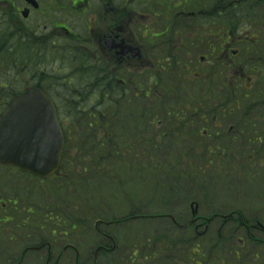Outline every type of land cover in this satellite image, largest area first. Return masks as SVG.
Listing matches in <instances>:
<instances>
[{"label":"flooded vegetation","instance_id":"flooded-vegetation-1","mask_svg":"<svg viewBox=\"0 0 264 264\" xmlns=\"http://www.w3.org/2000/svg\"><path fill=\"white\" fill-rule=\"evenodd\" d=\"M2 25L5 35L6 30L11 33L0 37L7 43L0 46V55L8 68L12 55L33 59L29 54H34L42 71L38 68L37 80H24L23 89L41 88L58 108L101 106L107 92L119 90H131L135 106L153 107L155 91L161 87L172 91L179 83L181 98L166 101L193 114L175 116L170 122H156L153 115L148 116L149 129L165 126L160 138H212L223 156L228 155L229 139L246 136L251 128L259 129L256 134L263 142L264 115L208 117L202 109L239 105V93H244L245 101L252 98L264 103V42L250 31L238 36L245 28L264 27V0H0ZM235 44L246 45L240 61L235 60L240 54ZM24 47L29 54H23ZM48 55L54 56L55 65L50 67L57 71L51 79ZM209 82L211 91L221 90L220 99H202ZM8 87L0 86V108L11 102L10 95L6 100ZM65 120L70 117L60 118L63 128ZM223 133L228 140L221 143ZM72 159L63 155L60 170L45 180L0 165V227L6 229L9 242H19L22 232L29 233V239L32 231L39 235L41 203L35 211L32 206L23 210L25 218L16 221L19 203H37L43 194L52 198L54 191L72 186ZM51 184L56 187L49 188ZM54 217L45 221L51 225L48 236L40 234L34 244L24 246L12 264H25L36 255L41 264H104V254L120 249L110 230L122 225L124 218L98 219L91 228L90 217H75L74 211L57 212ZM91 232L98 242L86 255L82 246Z\"/></svg>","mask_w":264,"mask_h":264},{"label":"trees","instance_id":"trees-1","mask_svg":"<svg viewBox=\"0 0 264 264\" xmlns=\"http://www.w3.org/2000/svg\"><path fill=\"white\" fill-rule=\"evenodd\" d=\"M210 86L211 83L205 87L209 88ZM182 90L179 83L178 87L172 91L164 90L161 87L155 93V98L158 101L154 106L153 117L165 119L168 116L187 117L193 114L186 107L166 103V99L181 98ZM106 95V102L101 106L68 107L69 110L66 108L59 109L60 115L73 117L75 126L72 129L71 139L68 140L67 147L81 150V152L75 153L81 158L76 164H80L86 158L93 159L92 162L83 163L88 167L91 185L115 180L117 167H126V170L131 168L130 171L132 172L140 170L134 168L135 163L139 166H146L150 163L154 168L155 176L160 177L163 174L168 178V180L163 178V183L154 187L155 192H162V195H165L169 201L178 202L180 200L178 203L183 207H186L187 203L195 202L199 208H203L208 204V194L215 192L213 189L225 175L231 177L234 182L247 186L256 181L257 171L219 170L216 163L227 162L224 160L229 158L211 153L210 146L205 139L193 140V146L191 145L192 141L188 140L163 139L162 142L168 147L169 155L166 152L159 153L155 149L161 147L159 145L160 139L152 138V132L148 130L149 121L147 118L150 115V106L147 104L134 106L131 90L107 92ZM212 96L214 98L215 94L209 91L207 98H212ZM217 98L219 97L217 96ZM224 108L228 109L227 106ZM202 114L206 115L207 111H203ZM238 115H264V103L260 101L251 102ZM248 124L253 125L254 122L248 121ZM257 132H259L258 128H251L248 140L257 149L256 152L260 153L254 157L258 163L264 158V138L262 137V142L260 136L256 134ZM177 143L185 149L187 146L193 147V150L196 145L200 144L203 147V154L188 156L174 154L176 150L174 147ZM142 157L146 159L144 162ZM235 158L231 156L230 159L234 160ZM242 159L246 160L247 158L242 156ZM77 160L75 161L78 162ZM262 175L264 176V173ZM225 191L228 192L229 189ZM89 202L85 205L89 206ZM151 204L147 206L149 207ZM105 208H107L106 202L100 198L99 205H92L89 211L94 218V216L105 214ZM213 208L207 214L201 215L202 226L199 228L190 225L188 228L180 230L176 229L170 222L169 225L174 233L147 239L149 253L147 257L144 252L140 254V257L146 262L145 264H172V262L180 264L178 262L182 260L180 253L184 254V259L188 264H264V257L260 254V252H264V241L255 236L253 229V226L258 223H264L263 210L259 209L249 214L242 206H235L226 212L221 208ZM142 209L141 206L136 210L133 208L132 213L141 214ZM151 212L155 211L152 209ZM231 214L232 216H230ZM174 216L181 223L187 221L181 215L174 214ZM246 226L249 227V230L246 229ZM182 234H188L187 238L183 239ZM185 251L188 253L185 254ZM116 252L118 250L114 253ZM114 253L104 254V260L107 264L114 263ZM176 254L177 256H175ZM136 260L137 256L132 258L131 255L129 264H134Z\"/></svg>","mask_w":264,"mask_h":264},{"label":"rangeland","instance_id":"rangeland-1","mask_svg":"<svg viewBox=\"0 0 264 264\" xmlns=\"http://www.w3.org/2000/svg\"><path fill=\"white\" fill-rule=\"evenodd\" d=\"M5 26L2 25L0 27V37L11 35L10 32L6 30ZM258 37L260 36L262 42H264V38H262V34H264V27L261 26H255L251 28H245L243 32L238 34V36L242 35L243 37L246 35ZM13 34V33H12ZM16 36V35H14ZM6 40L4 41V38H0V46L1 48L5 47ZM7 44V43H6ZM11 44L8 46L10 47ZM235 50L239 51V55L235 57V60L240 61L244 58V52L246 49V45L242 44H235L234 46ZM11 50H15V47L11 46ZM28 49L26 47L23 48V54H29ZM31 57L33 59L26 57V56H17L12 55L11 61L13 63H17V65H13L12 68H8L6 65V59L4 55H0V86H9V89H12L11 91L6 90V100L7 96L10 95V99L15 96L16 93L23 90L22 82L29 81L31 79L37 80L34 78L38 73L39 69L41 67H38V63L40 62L39 59H36L34 54L30 53ZM53 55H48V57H45L46 62H49V78L51 79L52 75L54 73H57V71H54L50 67V64L53 63L55 65V62L53 58ZM31 65H27L30 64ZM259 66L262 65V62L258 63ZM27 66L28 68H25ZM263 66V65H262ZM42 71V69H41ZM69 110L70 108L62 107ZM73 119V117H72ZM225 124H230L226 121H223ZM159 128V127H158ZM156 129L155 133L158 135ZM228 130V129H227ZM227 134V133H226ZM226 134H222V137L224 139L221 141V143L226 142L228 138H226ZM158 138V136H157ZM71 139V138H70ZM159 139V138H158ZM163 139H160L159 145L160 148H156L155 150L160 152H166L168 154L169 150H167L168 147L162 142ZM188 150H191L190 147L187 146V149L185 151V156L191 155L192 153L188 154ZM164 154V153H163ZM169 155V154H168ZM193 155H200L199 150L196 148V152ZM231 155L236 156L235 151H229L228 157ZM179 157V156H177ZM238 157V156H237ZM81 158H78V162L74 161V159L70 160L69 163L75 165V174L78 172L83 173L82 169L85 165L83 163L85 162H92V158H86L85 160H82L80 164L79 161ZM146 159L142 157V161L144 162ZM204 161V160H202ZM227 163H230V159L227 160ZM129 164V162H127ZM147 164V163H146ZM149 164V165H148ZM145 165H140L135 163L134 168H139V171H130L131 168H128L126 170V167H117L116 173L117 178L115 180L106 181L104 183H100L99 185H89L87 187L88 199L82 198V192L84 193V190L82 191L81 188L76 187L74 191V197L73 202H75V205L69 208V210H73L78 217L83 216H89L90 217V227H94V224L97 222L98 219H120L127 217L130 213H132V209L135 210L141 206L143 215H169V214H177L181 215L183 217L189 218L191 216V209H190V203H187L186 207L181 206L177 201L167 200L165 195H162V192H155L154 187L158 184L163 183V178L168 180L166 176L162 174V176L157 177L154 175V168L153 166L148 163ZM237 165L240 166V161L237 162ZM87 167V166H86ZM145 167L146 169H144ZM256 166H253V170L249 171H257L258 174L256 176V181L253 182V184L243 185L239 184V182H234V180L231 179V177H228L225 175L223 178L220 179L219 183H217V186L213 189L215 192H212L208 194V204L205 205L203 208H199V213L207 214L209 210L214 209L213 207L219 209L221 208L223 211H230L235 206H242L247 213L252 214L254 211H258L259 209H262L264 212V176L262 173H264V170L262 168L260 170L255 168ZM88 168V167H87ZM121 170H120V169ZM255 169V170H254ZM120 170V172H119ZM231 170V169H226ZM233 171V170H232ZM137 172V173H136ZM159 173H161L159 171ZM232 176V174H230ZM136 178V180H135ZM46 187V186H45ZM55 184L49 185V188H55ZM224 187V189H223ZM229 189V191H225ZM211 192V191H208ZM53 193V192H52ZM51 193V194H52ZM64 194V193H63ZM100 198L103 199L106 202L107 208L102 216H94L92 213H90V208L92 205H99ZM55 199L52 200L47 198L46 196H43L41 200H39L37 203L33 202H25L20 204L19 211L17 212V217L15 218L16 221H19L21 218H25V213H23V209L25 207H31V205L36 206L38 203H41L40 207L38 209L42 210L43 213L48 214L49 212L53 215L57 213V209L60 211V208L65 205L66 196H58ZM71 200V199H70ZM93 200V201H91ZM89 202V206H86L85 204ZM152 203L149 207L148 204ZM29 204V205H28ZM73 205V203H71ZM23 207V208H21ZM154 210L155 212H151V210ZM25 210V209H24ZM151 212V213H150ZM103 213V212H102ZM20 214V215H19ZM2 215V210L0 209V216ZM36 217V216H34ZM38 221V220H36ZM108 230V229H107ZM113 231V232H112ZM31 239L28 238L29 233L22 232V237H18L17 240L19 242L11 243L6 239V229H3V227H0V264H12L14 261L17 260V255L20 254L21 250L24 246L34 244V241L37 237L40 236V232L32 231L31 232ZM171 233H174V231L171 229L169 225L168 219H156V220H135L134 222H129L127 224L117 226L113 228V230H110V234L113 235L115 240L117 241L118 246L120 247V251L113 254V261L115 264H129V258L132 255L133 252L137 254V260L134 264H145L146 262L140 257L141 252H144V254L148 255L149 251L147 247H149V243H147V239H152V237H157L160 235H170ZM191 233V231H190ZM255 236L264 239L262 233L260 231H257L254 233ZM188 234L184 235L182 234L183 239L187 238ZM42 236H46V234H42ZM98 242V238L91 232L87 237V242L82 246L83 250L86 255L90 254L92 251V248L95 246V243ZM20 243V244H19ZM94 249V248H93ZM184 253V252H183ZM188 252L185 251V254ZM258 253V252H257ZM264 252H260L261 256L264 257ZM180 256L182 260H177L180 262V264H188L186 261H184V254L180 253ZM177 256V254L175 255ZM178 259V258H177ZM28 262L25 264H41L38 261L37 255L34 257H29ZM113 263V262H112ZM113 263V264H114ZM172 264H175L172 262Z\"/></svg>","mask_w":264,"mask_h":264},{"label":"water","instance_id":"water-1","mask_svg":"<svg viewBox=\"0 0 264 264\" xmlns=\"http://www.w3.org/2000/svg\"><path fill=\"white\" fill-rule=\"evenodd\" d=\"M63 150L56 108L46 94L34 89L13 100L0 118V163L47 178L59 169Z\"/></svg>","mask_w":264,"mask_h":264}]
</instances>
